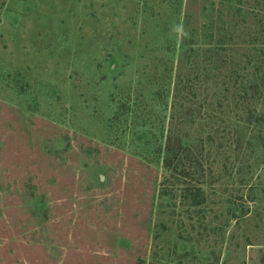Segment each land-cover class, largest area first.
Returning <instances> with one entry per match:
<instances>
[{"label":"rangeland","instance_id":"1","mask_svg":"<svg viewBox=\"0 0 264 264\" xmlns=\"http://www.w3.org/2000/svg\"><path fill=\"white\" fill-rule=\"evenodd\" d=\"M262 116L264 0H0V264H264Z\"/></svg>","mask_w":264,"mask_h":264},{"label":"trees","instance_id":"2","mask_svg":"<svg viewBox=\"0 0 264 264\" xmlns=\"http://www.w3.org/2000/svg\"><path fill=\"white\" fill-rule=\"evenodd\" d=\"M264 120V117L262 116V117H260V119H259V121L258 122H260V121H263ZM264 122V121H263ZM261 123V122H260ZM171 139L168 137L167 138V146H166V151H167V157H166V161H165V163H164V166L166 167V168H169L170 167V165H171V162H172V159L171 158H175L176 157V153H175V150L174 149H172L171 148V145H172V142L170 141ZM178 140V139H177ZM182 143V144H181ZM178 144H180V147L181 148H186V147H184V146H186V144L187 143H184V142H182V141H179L178 140ZM184 145V146H183Z\"/></svg>","mask_w":264,"mask_h":264},{"label":"water","instance_id":"3","mask_svg":"<svg viewBox=\"0 0 264 264\" xmlns=\"http://www.w3.org/2000/svg\"><path fill=\"white\" fill-rule=\"evenodd\" d=\"M111 70H114V67H113V68H111Z\"/></svg>","mask_w":264,"mask_h":264}]
</instances>
